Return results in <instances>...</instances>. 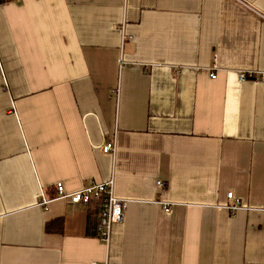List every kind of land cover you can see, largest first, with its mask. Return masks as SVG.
Masks as SVG:
<instances>
[{
  "label": "crops",
  "instance_id": "obj_1",
  "mask_svg": "<svg viewBox=\"0 0 264 264\" xmlns=\"http://www.w3.org/2000/svg\"><path fill=\"white\" fill-rule=\"evenodd\" d=\"M240 71L264 73V0L0 3V264H264V81ZM110 179L109 245L100 200L39 205Z\"/></svg>",
  "mask_w": 264,
  "mask_h": 264
},
{
  "label": "built area",
  "instance_id": "obj_2",
  "mask_svg": "<svg viewBox=\"0 0 264 264\" xmlns=\"http://www.w3.org/2000/svg\"><path fill=\"white\" fill-rule=\"evenodd\" d=\"M8 0H0V3ZM14 2L21 4L23 0H13ZM212 70V78L216 79L215 71L218 70V66L214 65ZM256 75L260 76L261 81H264V73L256 71H240L238 77L241 82L253 80ZM115 150L113 143H108L103 146L105 153H111ZM159 188L163 187L162 182L157 183ZM57 195L56 199H61L68 202L71 205H88L92 200H100L102 202V211L98 224V237L105 244L109 245L111 242L112 229L116 224L122 223L125 217V212L128 207V201L120 199L115 194V182L114 179L103 183H92L88 187H85L79 191L69 193L63 183H58L56 186ZM228 198L233 199L234 194L228 193ZM54 199V198H53ZM51 198L42 194L39 205L44 209H48V205L51 202ZM163 209L166 212L171 211V204L162 203ZM237 202L235 206L230 207L232 210H237L239 207ZM98 264V263H94Z\"/></svg>",
  "mask_w": 264,
  "mask_h": 264
},
{
  "label": "trees",
  "instance_id": "obj_3",
  "mask_svg": "<svg viewBox=\"0 0 264 264\" xmlns=\"http://www.w3.org/2000/svg\"><path fill=\"white\" fill-rule=\"evenodd\" d=\"M56 195H57V192H55L54 197H49V198H52L53 199V198L56 197ZM62 227H63L62 221L61 220H56L53 223H49L47 225V228L46 229H47L48 232H57V231H60L62 229Z\"/></svg>",
  "mask_w": 264,
  "mask_h": 264
}]
</instances>
